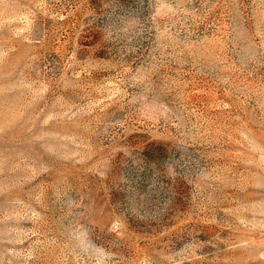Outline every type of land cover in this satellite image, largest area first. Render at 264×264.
Segmentation results:
<instances>
[{"label":"rangeland","instance_id":"rangeland-1","mask_svg":"<svg viewBox=\"0 0 264 264\" xmlns=\"http://www.w3.org/2000/svg\"><path fill=\"white\" fill-rule=\"evenodd\" d=\"M0 264H264V0H0Z\"/></svg>","mask_w":264,"mask_h":264}]
</instances>
